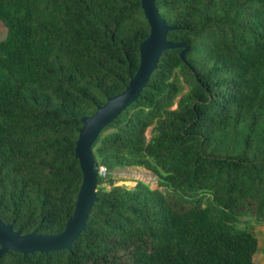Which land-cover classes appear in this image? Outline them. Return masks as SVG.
Masks as SVG:
<instances>
[{
  "label": "trees",
  "instance_id": "1",
  "mask_svg": "<svg viewBox=\"0 0 264 264\" xmlns=\"http://www.w3.org/2000/svg\"><path fill=\"white\" fill-rule=\"evenodd\" d=\"M165 50L92 145L97 199L70 250L0 264H257L264 223V0H155ZM0 219L55 234L82 181L80 118L123 91L149 34L140 0H0ZM141 167L157 186L117 185ZM245 224H247L245 222Z\"/></svg>",
  "mask_w": 264,
  "mask_h": 264
},
{
  "label": "water",
  "instance_id": "2",
  "mask_svg": "<svg viewBox=\"0 0 264 264\" xmlns=\"http://www.w3.org/2000/svg\"><path fill=\"white\" fill-rule=\"evenodd\" d=\"M140 2L149 24V34L139 44L140 59L136 72L123 91L108 97L105 103L96 107L93 114L80 118L81 127L74 150L82 172V181L71 216L65 222L63 230L55 234H41L36 230L22 234L13 229L12 223H5L0 219V257L9 250L27 255L36 251L47 253L71 249L73 241L84 231L91 207L97 199L99 171L92 151L94 141L107 124L137 99L165 50L181 48L179 55L184 58L189 47L184 42L167 39V33L176 27L165 22L158 12L155 0Z\"/></svg>",
  "mask_w": 264,
  "mask_h": 264
},
{
  "label": "rangeland",
  "instance_id": "3",
  "mask_svg": "<svg viewBox=\"0 0 264 264\" xmlns=\"http://www.w3.org/2000/svg\"><path fill=\"white\" fill-rule=\"evenodd\" d=\"M6 27L3 23H0V40L6 35ZM114 176L117 178V185H125L127 187L134 186L137 180H142L150 184L151 187L155 188L157 181L155 176L148 170L141 167H122L116 168L114 171ZM245 222L247 224H245ZM239 227L247 226L249 229L253 230L257 236H259L260 241L258 245V250L254 256V260L257 264H263L264 262V223L258 224L250 217H246L244 221L238 224Z\"/></svg>",
  "mask_w": 264,
  "mask_h": 264
},
{
  "label": "built area",
  "instance_id": "4",
  "mask_svg": "<svg viewBox=\"0 0 264 264\" xmlns=\"http://www.w3.org/2000/svg\"><path fill=\"white\" fill-rule=\"evenodd\" d=\"M98 171L103 174L104 173V168L103 167H99Z\"/></svg>",
  "mask_w": 264,
  "mask_h": 264
},
{
  "label": "crops",
  "instance_id": "5",
  "mask_svg": "<svg viewBox=\"0 0 264 264\" xmlns=\"http://www.w3.org/2000/svg\"><path fill=\"white\" fill-rule=\"evenodd\" d=\"M257 235V234H256ZM258 237V245H259V242H263V241H260V239H259V236H257ZM263 264H264V262H263Z\"/></svg>",
  "mask_w": 264,
  "mask_h": 264
}]
</instances>
